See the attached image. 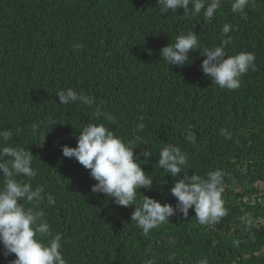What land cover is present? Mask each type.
<instances>
[{"label":"trees","instance_id":"1","mask_svg":"<svg viewBox=\"0 0 264 264\" xmlns=\"http://www.w3.org/2000/svg\"><path fill=\"white\" fill-rule=\"evenodd\" d=\"M233 2L221 0L205 21L202 14L183 16L182 8L161 15L157 0H0V129H12V143L34 156L30 182L55 200L41 208L51 230L62 234L67 264H264V190L247 193L245 184L264 181V161L254 166L264 153V0H248L236 13ZM225 24L231 25L227 54L255 55V71L240 77L235 90L221 89L201 69L203 49L220 44ZM126 28L130 33L121 36ZM189 30L200 49L190 51V63L168 66L160 49ZM77 43L83 48L75 49ZM68 88L94 103L60 104L56 92ZM141 117L145 128L137 132ZM49 118L57 121L52 128ZM88 123H104L125 141L141 137L134 156L144 168L153 161V182L151 190H138L136 203L143 194L175 206L170 188L177 178L219 169L227 214L201 225L190 208L187 217L177 213L144 235L131 220L135 203L116 208L80 187L81 164L62 155L61 146L75 147ZM189 129L194 145L185 139ZM165 143L188 159L176 177L157 164ZM146 147L153 154L143 163L137 151ZM249 157L251 168L241 171ZM14 258L0 254V264Z\"/></svg>","mask_w":264,"mask_h":264},{"label":"clouds","instance_id":"2","mask_svg":"<svg viewBox=\"0 0 264 264\" xmlns=\"http://www.w3.org/2000/svg\"><path fill=\"white\" fill-rule=\"evenodd\" d=\"M247 3L248 0H234L231 5L232 12H242ZM157 5L161 15L169 11L176 13L177 9L182 8L183 16L202 14L205 21H210L219 9L221 0H157ZM230 30L231 25L225 24L222 28L225 38L220 44L203 49L201 69L221 89L235 90L240 86V77L249 70L255 71L256 65L255 55L251 52L227 54L226 46L231 42L228 35ZM177 34L174 42L160 49V56L168 66L190 63V51L200 49L196 32L189 30ZM74 48L81 49L83 45L77 43ZM56 96L63 105L78 100L84 105L94 103L93 97L78 94L71 88L58 89ZM104 116L108 121L115 122V117L110 113H105ZM56 123L57 121L49 118L48 124L51 128ZM144 128L141 117L136 131L140 132ZM222 131L225 138H230L227 130ZM13 139L12 129H0V254L5 258L15 255L9 264H67L61 251L62 234L51 230L41 208L45 199L48 205H54L55 200L52 195H45L43 185L33 187L30 181L37 175L33 167L34 156L27 147L12 143ZM76 139L75 147L63 145L61 151L64 157L75 159L81 164L77 169L78 175L83 179L80 187L100 193L104 200H112L116 208L128 207L135 203L131 220L136 222L144 235L168 222L169 218L177 213L187 217L190 208L194 209L195 217L201 225L215 224L227 214L223 200L224 173L219 169L208 172L204 177L185 173L182 178H177L170 188L172 196L176 198L175 206L167 202L161 203L143 194L140 202L136 203L138 190H151L153 182L150 178L153 161L144 168L140 166L139 156H134L136 153L133 149L137 142L141 141V137L136 135L133 140L125 141L104 123H88L82 127ZM185 139L193 145L196 143L195 134L190 129ZM213 143L217 142L207 138V144L217 147ZM58 145L59 143H56L54 147ZM137 152L145 157L143 163H148L147 158L153 154L148 147L140 148ZM261 161H264L263 152L260 154V161L254 166L259 165ZM157 164L172 177L188 169L187 156L172 143H165L160 148ZM250 168L249 157L241 171L247 172ZM262 169L264 173V167ZM245 184L247 193L253 186L264 190V181L260 177L254 182L246 180ZM238 190L242 192L243 186L238 187ZM250 196L254 198V194L251 193ZM146 264H151V260L146 261ZM200 264L209 262L204 259Z\"/></svg>","mask_w":264,"mask_h":264},{"label":"rangeland","instance_id":"3","mask_svg":"<svg viewBox=\"0 0 264 264\" xmlns=\"http://www.w3.org/2000/svg\"><path fill=\"white\" fill-rule=\"evenodd\" d=\"M126 7H128V6L124 4V5L121 7V9L123 10V9H125ZM123 11H124V10H123ZM129 33H130V28H126V29H123V30L120 31V35H121V36L128 35ZM177 35H178V34L176 33V34L173 35V36L176 37ZM175 37H174V38H175ZM118 86H120V85H118ZM143 113H145V115H147L148 112H146V110H144Z\"/></svg>","mask_w":264,"mask_h":264}]
</instances>
